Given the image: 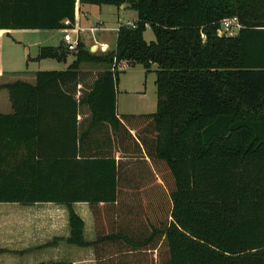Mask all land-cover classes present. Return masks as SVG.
Instances as JSON below:
<instances>
[{"label": "trees", "instance_id": "trees-1", "mask_svg": "<svg viewBox=\"0 0 264 264\" xmlns=\"http://www.w3.org/2000/svg\"><path fill=\"white\" fill-rule=\"evenodd\" d=\"M78 5L81 15L85 6L127 8L136 20L117 28L107 52H90L79 37L65 71L0 85L12 109L0 114V203L65 205L67 243L129 251L97 264H138L137 255L144 264H264V0ZM74 13L75 0H0V31L71 29L64 22ZM231 18L234 35L221 31ZM68 52L41 47L35 61ZM137 65L156 67V111L118 114L119 76ZM141 167L153 186L129 207L150 225L148 239L87 244L72 204H120L119 184Z\"/></svg>", "mask_w": 264, "mask_h": 264}, {"label": "crops", "instance_id": "crops-1", "mask_svg": "<svg viewBox=\"0 0 264 264\" xmlns=\"http://www.w3.org/2000/svg\"><path fill=\"white\" fill-rule=\"evenodd\" d=\"M90 7L85 6L83 8L84 13L80 14V24L81 17L87 18V9ZM16 32L24 35L38 31H0V85L9 84L6 81L4 82L6 72L1 63L2 38L5 35L12 38L11 36ZM79 37L86 45L82 37ZM12 40L16 45L22 42L13 38ZM61 45L64 46L63 40L61 41ZM97 45H100L104 52L110 49L106 43ZM96 47V44L90 45L92 51ZM25 54L27 53L25 52ZM30 60L32 59L26 58L27 62ZM35 73L33 72L32 75ZM27 83L33 84L32 82ZM0 94H3L0 96V114H11L12 109L7 91L0 90ZM142 167L133 170L134 173L119 184L117 190L123 196L120 204L118 201L109 206L100 203L95 209H91L86 202L72 204L73 211L84 223L83 239L87 244L93 243L98 236L107 235H115L116 242H123L125 241L124 239L133 242H144L148 239L150 225L144 220L134 218V210L129 207L133 201V198H130L132 195H141V190H148L153 186L152 183H145V173ZM137 180L140 183L139 186H137L138 183L135 184ZM143 184L147 187H144ZM69 236L68 209L65 205L35 203L24 206L18 203H0V250L2 251L0 252V264H96L95 260L97 259L121 258L124 254L129 253V251H124L123 248H117L116 245L114 246L110 243L78 247L67 243L66 240ZM136 252L140 253L144 252V250ZM137 257V263L144 264V258H142L144 255H137Z\"/></svg>", "mask_w": 264, "mask_h": 264}, {"label": "rangeland", "instance_id": "rangeland-1", "mask_svg": "<svg viewBox=\"0 0 264 264\" xmlns=\"http://www.w3.org/2000/svg\"><path fill=\"white\" fill-rule=\"evenodd\" d=\"M87 10V18L84 16L81 17L80 29L83 32L80 36L86 43V45L84 44L86 49L90 50V52H92L90 45L96 44L97 47L93 52L97 54L104 53L102 47L97 44L106 43L110 48L109 50L113 49L116 42L117 28L120 25L131 24L136 19V13L127 8L91 6ZM237 30V28H233L229 34H236ZM62 35L63 32L58 30L48 32L38 31L24 35L16 32L11 37L17 41H22L19 44L17 43L18 45L14 43L12 38L5 35L2 38L1 45V63L6 72L4 82L13 83L19 80L34 84L35 72L65 71L74 60L70 52L66 53L65 60L61 62L51 59L35 61L39 48L59 47L61 45ZM72 37H75L73 33ZM143 37L147 43L154 41V35L150 28L146 29ZM26 58L32 60L27 62ZM81 68L83 70H97L101 67L86 64ZM155 71V66H152L149 71H146L142 66L137 65L120 74L117 88L118 114L141 115L155 113L157 101ZM33 72L35 74L32 75ZM2 95L0 94V96ZM95 261L97 264L98 260Z\"/></svg>", "mask_w": 264, "mask_h": 264}, {"label": "built area", "instance_id": "built-area-1", "mask_svg": "<svg viewBox=\"0 0 264 264\" xmlns=\"http://www.w3.org/2000/svg\"><path fill=\"white\" fill-rule=\"evenodd\" d=\"M79 0H75V13H74V21L70 23L69 21H65L64 24L66 26L71 25V29L62 30L63 37L62 40L64 42L65 48L69 52H75L77 48L79 34L81 32L80 29V13H79ZM237 28L239 29V22L237 18L225 19L221 22V31L223 32H230L231 29ZM72 33L74 34V38L72 37Z\"/></svg>", "mask_w": 264, "mask_h": 264}]
</instances>
